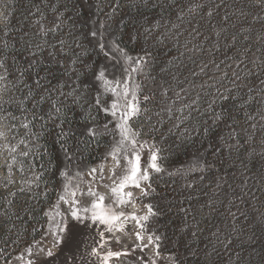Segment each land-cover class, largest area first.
<instances>
[{"label":"snow or ice","instance_id":"obj_1","mask_svg":"<svg viewBox=\"0 0 264 264\" xmlns=\"http://www.w3.org/2000/svg\"><path fill=\"white\" fill-rule=\"evenodd\" d=\"M255 6L264 12V0H255ZM206 7L207 11H203ZM220 7V3H216L214 7L198 2L190 3L186 11L180 9L176 15L178 22L172 23L170 29L165 28V31L157 34L158 30L164 27L157 21L145 27L142 33L139 30L129 33V42L143 41L140 51L135 55L122 46L119 40L110 36L106 24L101 22L99 27L94 26L83 34V39L88 41L91 50L106 58L107 63L99 66H93L91 61L83 59L89 55V47L81 43L79 34L73 36L71 29L67 33L64 32L63 13L56 12L53 7L52 11L56 13L53 19L45 24L47 17L41 12L40 18L33 21V26L38 27L32 38L28 41L21 40L22 44H27V64L23 69L17 68L11 80L7 56L0 53V84L4 85L0 87V92L11 91L20 84L27 88V93L18 101L13 97L7 101L16 103L21 115L12 114V120L19 121L18 125L13 123L4 126L12 133L11 139L16 140V143L5 145L10 159L5 165V182L0 186L7 189L15 183L12 179L14 166H17V171L22 177L26 169L31 173V178H24L15 191L7 193L5 199L7 200L8 196L16 198L17 193L26 195L28 199H35L40 195L34 189L40 188L44 183V166L41 164L37 167L34 160L42 159L39 141L49 125L53 126L56 142L64 153V159L68 161L63 168L58 169L62 186L57 195V202L44 213L48 225L44 235L40 241L34 240L28 244L15 260L23 264H58L59 257L54 252L56 249L61 254L67 253L63 264H76L78 259L82 264H109L113 258L119 259L129 253L104 249L105 243H111L113 240L112 236L106 238L105 233L122 232L124 223L131 220L138 229L135 238L141 242L138 245L140 251L149 249L152 252L147 259L145 256L138 257L137 264H159L161 260L167 264H181L175 253L170 252L166 256L161 253L164 237L149 227L152 218L161 215L158 205L144 204L146 213L143 215L118 209L133 202L132 189H138L142 197L155 193L153 176L159 178L161 174L166 173L172 178L173 191L183 197L177 201L181 205L179 212L183 214L181 235L198 242L199 222L190 228L188 218L196 221V215L205 206L213 208L218 194L224 192L227 181L223 176L219 177L205 204L194 208L191 202L195 193L203 191L199 185L209 173L217 170L216 161L223 163L222 153L226 152L231 156L233 152L248 151L250 142L256 140L257 131L261 134L260 142L264 146V79L253 84L251 78L257 73L249 69L242 75L241 68V65L247 68L248 63H251L264 70V59L257 63L256 58H249L247 53L251 51L250 47H245L243 51L236 50L237 54L232 55L237 39L235 34H232L231 42L224 45L227 50L224 58H218L222 35L228 29L212 25L211 31L205 33L201 31L202 26L196 20L197 15H200L201 19L211 20ZM118 8L117 2L108 14L109 20ZM37 11L40 9L37 8ZM186 16L190 18L186 19ZM229 19L227 13L221 18L223 22ZM253 19L260 21L264 26V16H256ZM185 23L188 25L186 30L182 27ZM248 30L251 31L250 28ZM4 34H8L6 28ZM68 36L72 39H68ZM150 38L158 46H167L170 43L172 48L179 52V63L168 60L160 68L158 83L157 77L150 73L155 64L154 57L145 47ZM244 39L247 41L249 37L245 36ZM256 39L259 42L264 40V36L257 34ZM0 43L3 49L9 48L7 40ZM12 47L15 48V45ZM185 59L188 63H185ZM16 62V57H13L12 63ZM41 65L46 69L44 76L38 74ZM52 66H56L64 77L55 84L49 79V76L55 78V73L48 71ZM88 71H91V82L81 83V77ZM27 72L36 73L31 83H24ZM140 76L152 85L147 92L143 81L137 79ZM9 84L11 88L7 87ZM29 101L32 102L31 108L27 107ZM46 103L48 109L42 112L41 107ZM69 104L78 105L82 110H85L84 104H87L88 126L80 133L81 138L87 137L97 141L102 136L112 137L110 151L105 157V160L110 157L113 162L108 177L111 184L105 185L109 191L108 204L105 203V195L92 186L97 174L100 181L105 179L103 166L99 170H87L91 180L86 188L80 187L84 171L79 168L73 170L71 166V162L76 159L75 152L69 150L70 138L74 133L70 127L67 130L64 128V112ZM100 115L108 118L103 124L96 123L97 116ZM256 117H259L258 121ZM224 128L228 129L227 135L223 132ZM21 129L23 136L16 139ZM157 132H160L162 139L167 133L169 137L174 138L173 142L200 144L203 151L197 149L193 153L194 159L186 167L169 171L163 166L166 157L160 142L156 140ZM0 140H9L5 131H0ZM206 154L216 160H209ZM116 169H121V173L118 174ZM176 177L180 181L179 188L175 187ZM43 195L46 196L47 193L44 192ZM185 201L188 206H184ZM231 204L230 200L229 205ZM228 215L235 220L236 213L231 211V207L228 209ZM232 228L235 229V224ZM94 234H98L100 240L94 241L96 246L92 247L90 252H83L84 238L93 237ZM49 236L52 237L51 246L45 247ZM214 236L216 239L213 250L222 248L231 259L234 249L231 232L221 234L218 230ZM116 242L119 243V240ZM135 250L134 247L132 251ZM85 255L88 259H84ZM0 257L3 258V264H12V259L4 256L3 250H0ZM92 257L96 258L95 261ZM236 261L243 264L239 253L236 254ZM247 264H252L251 259Z\"/></svg>","mask_w":264,"mask_h":264},{"label":"trees","instance_id":"obj_2","mask_svg":"<svg viewBox=\"0 0 264 264\" xmlns=\"http://www.w3.org/2000/svg\"><path fill=\"white\" fill-rule=\"evenodd\" d=\"M13 3V10L15 11L17 18L15 20H7L5 24L0 25V42L7 40L9 42V48L3 49L2 43H0V53L7 56V63L11 71L16 74V69H23L26 67L27 60V44L21 43V40L28 41L32 38V35L35 33L34 30L27 27L24 22L25 18L33 16V12L36 16H40L42 12L45 17L55 16L56 13L52 11V8H56V12L63 13L65 18L64 32L67 33L69 29L72 30L73 36L80 35L81 43L85 47H89L88 41L83 39V34H86L85 22L87 19L86 12L82 7L80 0H11ZM123 0H118L119 8L116 11V14L112 16L114 18L116 15L120 18L119 30L116 32L115 39L121 42V45L126 47L130 53H137L140 51V44L143 43L141 40L140 43L129 42V33H134L139 30L141 33L145 27L151 26L153 23L160 21L164 27H161L157 34L165 31V28H171L172 23H177L176 15L181 8L185 9L182 4V0H126L125 9L120 8V4ZM192 1V0H191ZM193 2V1H192ZM210 3L215 6V3H220L221 7L218 10L217 14L211 20L207 18L201 19L200 15L196 16V20L201 24V31L208 33L211 31V26L216 25L219 27H226L228 31L222 35L221 38V51L217 53L218 58H224V53L227 51L224 47L231 39L232 34H235L237 39L235 41V49L232 50L231 54L236 55L235 50H240L242 47H250L251 51L248 52L250 55L254 52L259 53V57L264 59V40L257 42V34L264 36V32L259 29L261 22L250 23L248 18H254L256 16L264 15L259 8L255 6V0H213ZM111 4V3H110ZM108 4V6H110ZM209 5V4H207ZM181 7L180 9H178ZM37 8L40 11H37ZM187 9H185L186 11ZM200 11V10H198ZM205 11V9L203 10ZM244 13L241 16V13ZM227 13L230 19L227 22H223L221 18ZM28 14L30 16H28ZM190 17L186 16V19ZM29 19V18H28ZM237 20V21H236ZM235 25V27H233ZM254 25V26H253ZM182 27H188L185 23ZM8 30V34L5 36L4 29ZM251 29L249 31L248 29ZM247 36L249 39L245 41L244 37ZM72 39L71 36L67 37ZM39 39V37H37ZM15 45V48L12 47ZM145 47L152 53L154 57L155 64L154 67L150 69L151 75L157 77V83L159 82L160 77V68L164 66L166 61L175 60L176 63H179V52L172 48L171 44L167 46H158L153 39L148 40V44ZM259 49V50H258ZM46 53V52H45ZM44 53V54H45ZM247 53V56L250 58V55ZM13 57H16L17 62L12 63ZM101 55H98L96 51L91 50L89 47V55L83 57L85 61H91L93 66H96L100 61ZM229 63L231 61H228ZM185 63H188L185 59ZM251 63H248L247 68L241 65L243 72L248 71V67ZM191 65H189L190 67ZM254 71L257 75H254L251 78L252 83L256 80L264 79V70L256 67L254 65ZM45 66L41 65L38 69V74L40 76L45 75ZM49 72L55 73V78L49 76V79L52 80V83L55 84L57 80H62L64 77L58 71L56 66H52L48 69ZM187 71V70H185ZM36 73L27 72L25 75L24 83H31L35 78ZM92 79L91 71H88L85 76L81 77V83H90ZM145 84V92L152 87L151 83L148 80H145L144 77L139 79ZM13 90V98L19 99L22 98L24 94L27 93V88L23 84L18 85L16 89ZM67 90V89H66ZM159 99V97H157ZM83 103V102H82ZM11 106V105H10ZM10 106L6 110H10ZM27 107H32V102L27 103ZM255 106H253L254 108ZM85 110H82L78 105L69 104L65 109L64 118L65 124L64 128L67 130L69 127L73 130L74 135L70 138V151L75 152L76 159H74L77 164L85 165H94L101 160V151L111 144V136H102L99 137L97 141L89 140L87 137H80V133L83 129L88 126V121L86 119V108L87 104H84ZM48 109V104L46 103L41 107L42 112H46ZM12 113L16 116H20L21 113L16 109H12ZM2 112H5V108H2ZM95 114V111H93ZM108 119L103 115L97 116L96 123L103 124L105 120ZM39 121H37V124ZM167 127V126H166ZM214 133V138H215ZM23 136V135H21ZM156 140L160 142L161 148L164 150L163 154L166 159L163 161V165H178L182 164L185 161H188L193 153L197 149L201 148L200 144L184 143L180 144L179 141L173 142L174 138L169 137L167 133L164 134L163 139L161 138L160 132L156 133ZM207 141H205V144ZM39 144L41 146L42 159H35L34 163L39 167L43 164L44 166V175L42 177L44 183L40 185V188L34 189L35 192L40 193L35 199H28L26 195L17 193L16 198L8 196V199H5L7 193L15 191L20 184L10 185L7 189L0 188V250H3L4 256L12 257L18 253L22 247L25 246L29 241L38 239L44 229H45V218L43 211L45 207L51 205L56 197L58 191V153L61 151L60 145L56 142L55 130L52 125H49L48 130L45 135L41 137ZM46 150V151H45ZM225 153L221 154L225 156ZM232 154L237 155L238 153L233 152ZM207 155L209 160H212L211 155ZM51 162V163H50ZM28 172L27 169L25 173ZM172 178H162L156 179L153 177V186L156 188V193H162V195H167L168 193H174L179 195L177 192L173 191L171 187ZM176 188H179L180 181L178 178ZM5 182L4 179L0 178V184ZM46 192L47 195H43ZM199 192L195 193L197 196ZM9 201L11 203L9 204ZM225 217L223 215H210L209 220L203 230L198 235V243L201 244V240L207 239L206 234L218 230L222 231L223 222ZM227 221V220H226ZM225 221V222H226ZM213 247V243H209ZM3 261V258L0 257V262Z\"/></svg>","mask_w":264,"mask_h":264},{"label":"rangeland","instance_id":"obj_3","mask_svg":"<svg viewBox=\"0 0 264 264\" xmlns=\"http://www.w3.org/2000/svg\"><path fill=\"white\" fill-rule=\"evenodd\" d=\"M184 3L182 6L187 9V6L190 3H203L205 5L209 4L213 6L214 4L211 2L213 0H182ZM221 1V0H217ZM118 0H80L82 7L84 8L87 19L84 23L86 26V33L89 32L94 26L99 27L101 22H104L108 28L109 35L113 38L117 34L116 32L119 30L120 18L116 15L114 18L108 19V14L112 12L113 7L117 4ZM111 3V4H110ZM126 0H123L120 4V8L125 9ZM212 3L213 5H211ZM217 3V2H216ZM215 3V4H216ZM110 4V6H108ZM179 7L178 9H180ZM118 11V9L116 10ZM207 11V7L205 8ZM0 25L5 24L7 20H15L18 15H16L13 10V3L11 0H0ZM28 16H30L28 14ZM243 16V15H241ZM260 16H264L261 14ZM54 17V16H53ZM52 16H48L44 23L47 24L50 20L53 19ZM29 18V19H28ZM40 18V16H36L33 12V16L25 18L24 24L30 29L36 32L38 26H33V21ZM250 23L260 22L258 20H254L253 18H248ZM237 21V20H236ZM254 26V25H253ZM188 27H183V29H187ZM264 32V26L262 24L259 26ZM231 42L229 39L228 43ZM243 47L240 51H243ZM236 53V50H235ZM259 53L254 52L250 55V58H256L257 63L261 59L259 57ZM135 55L136 53H132ZM47 57V53L44 54ZM107 63L106 58L101 55L100 61L96 66ZM231 63V62H230ZM252 69L254 71V65L251 64L248 67V70ZM9 79H13L15 74L9 68ZM247 71L242 72V75L246 74ZM142 79L143 76L137 77V79ZM259 81H254L253 84H257ZM4 85L0 84V87ZM8 88H11V85H7ZM246 91V90H245ZM10 97H13V90L0 92V131H5L9 140H0V178L4 179L7 176L6 170V162L10 159L8 153L5 149V145L7 143L15 144L16 140H12V133L8 132V129L4 127L5 125L10 124H19V121L12 120V109H16V103H8ZM17 100V99H16ZM18 101V100H17ZM11 105V106H10ZM10 106V110H6V108ZM5 108V112H2V108ZM257 121L259 117H256ZM239 123H243V121H239ZM227 128L223 129L225 135H227ZM23 135V130H20L19 136L16 139ZM261 134L257 131L256 140L254 142H250L248 145V151H241L237 155L232 154L228 156L225 154L223 156V163L216 161L217 170L208 174L207 178L199 185L200 189L203 191H198L199 194L195 196L193 199L192 206L194 208H198L201 204H205V202L211 196L212 189L215 187V181L223 176L227 183L224 185V192L218 194L216 200L217 202L213 205V208H209L205 206L202 211H200L196 215V221H193L191 217L188 218V225L191 228L197 221L199 222V233L203 230L205 225L207 224L210 215L215 216L223 215L225 220L220 226L222 228V233L231 232L233 237V245L234 249L232 251V258L229 259V254L224 252L222 248H218L216 251L213 250L212 245L209 243H215V231H211L207 233L205 236L207 239H211L210 241L205 239L201 240V244L196 241H193L191 237H184L181 235V228L183 226V214L179 212V208L181 205L177 202L180 199H183L182 196H177L174 193H168L167 195H162V193H153L148 197L140 196V192L138 189H132L134 193L133 202L126 207H121L118 210L126 211L127 213H135L137 215H143L146 213V209L143 207L144 204L152 203L154 205H158V210L161 212V215L152 218L150 222V229H155L158 234H161L164 239L162 241V247L160 249L163 255H167L172 252L177 255V257L181 260V264H240V262L236 261V254L239 253L242 258L243 264H247L248 260L251 259L252 264H264V146L261 145ZM112 144V140H111ZM111 144L109 147L103 149L101 151V160L94 165H85V164H77L73 160L71 162V166L74 169L79 168L84 171L83 182L81 183V188H86L91 178L87 175V170L91 168H99L103 166L105 179L100 181L99 174H97V179L93 182V188L104 194L106 199L105 203H110L109 200V191L105 185L111 184L110 172L113 168V162L111 158L108 157L105 160L107 153L110 151ZM254 149V151H252ZM236 153V152H235ZM145 158L146 154H145ZM194 159L192 156L188 161H185L182 164L178 165H163L165 169L169 171H175L177 168L186 167L189 162ZM212 160H216L215 157H212ZM58 169L63 168L68 161L64 159V153L59 151L58 153ZM118 174L121 173V169H116ZM198 175V174H197ZM155 177V176H153ZM169 178L167 174H161L159 178ZM24 178H31V173L26 172L22 177L19 171H17V166L13 167V175L12 179L16 184H20V182ZM178 178V177H176ZM59 184L58 191L53 203L47 207H45L43 211V215L46 211H48L52 205L57 202V195L61 189V178L58 175ZM179 179V178H178ZM5 180V179H4ZM247 181V184H245ZM14 183V184H15ZM75 183V181H74ZM0 188H3L0 186ZM207 193V195H205ZM87 199V198H85ZM232 201V204L229 205V201ZM142 201V202H141ZM188 206V202L185 201V205ZM231 207V211L236 213V218H233L228 215V209ZM54 211V210H53ZM45 218V229L47 228V217ZM227 220V221H226ZM226 221V222H225ZM235 224V229L233 230L232 225ZM44 229V230H45ZM138 229L136 228L134 221H126L124 223V230L122 232H113V233H105V237L112 236L113 240L111 243H105L104 249H110L112 251H121L128 252V255H122L119 259L113 258L109 261V264H137V259L140 256H145L147 259L148 256L152 255V252L149 249H145L144 252L140 251L138 247L141 244L140 241H136L135 233ZM44 235V231L42 235L36 239L35 241H40L42 236ZM86 238V239H85ZM84 240L91 241H99L100 237L98 234H94L93 237H85ZM119 240V243L116 240ZM34 241V240H33ZM33 241H29L25 244L21 250L16 253L12 257V264H23L21 261L15 260L17 255H20L24 248L32 243ZM146 242V237L145 241ZM52 237L49 236L47 238V243L45 247L51 246ZM96 244L92 247H95ZM91 247V248H92ZM135 247V251L132 249ZM91 248L83 251L85 253L90 252ZM191 249V250H189ZM103 251V249L101 250ZM56 256L59 257L58 264H63L64 258L67 253L61 254L58 250L54 249ZM217 252L220 254L218 255ZM84 259H88L87 255L84 256ZM95 261V257L91 258ZM78 264H82L80 259L77 260ZM3 264V261L0 262ZM99 264V262H97ZM159 264H167L166 261L161 260Z\"/></svg>","mask_w":264,"mask_h":264},{"label":"bare ground","instance_id":"obj_4","mask_svg":"<svg viewBox=\"0 0 264 264\" xmlns=\"http://www.w3.org/2000/svg\"><path fill=\"white\" fill-rule=\"evenodd\" d=\"M94 243L95 242H93L91 240H88V239L87 240H84V246L82 248V251H86V250L90 249L94 245ZM76 264H78V263L76 262Z\"/></svg>","mask_w":264,"mask_h":264}]
</instances>
